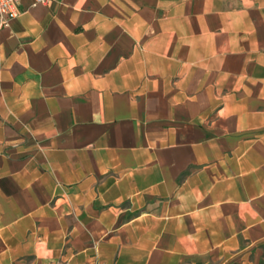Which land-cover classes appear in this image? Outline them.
Here are the masks:
<instances>
[{
  "label": "crops",
  "instance_id": "0c3cea01",
  "mask_svg": "<svg viewBox=\"0 0 264 264\" xmlns=\"http://www.w3.org/2000/svg\"><path fill=\"white\" fill-rule=\"evenodd\" d=\"M19 9L0 264H264V0Z\"/></svg>",
  "mask_w": 264,
  "mask_h": 264
},
{
  "label": "built area",
  "instance_id": "2783aa9c",
  "mask_svg": "<svg viewBox=\"0 0 264 264\" xmlns=\"http://www.w3.org/2000/svg\"><path fill=\"white\" fill-rule=\"evenodd\" d=\"M51 0H33L34 4L48 3ZM21 0H0V30L9 26L10 22L20 14Z\"/></svg>",
  "mask_w": 264,
  "mask_h": 264
}]
</instances>
